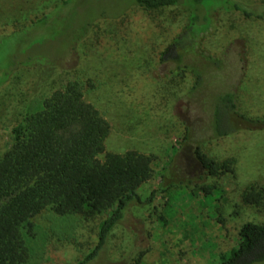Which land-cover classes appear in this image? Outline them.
<instances>
[{"label":"rangeland","instance_id":"obj_1","mask_svg":"<svg viewBox=\"0 0 264 264\" xmlns=\"http://www.w3.org/2000/svg\"><path fill=\"white\" fill-rule=\"evenodd\" d=\"M62 1L0 0V160L13 142V127L77 81L84 99L110 125L105 152L136 151L153 158V176L138 192L143 203L129 205L88 264H220V254L238 245L244 223L264 224V213L242 201L250 185L264 184V0H201L196 8L188 0L151 14L140 12L134 0L73 1L63 11L70 28L100 18L97 32L103 38L82 52L72 47L77 37L69 27L22 28ZM127 10L142 19L130 18L125 23L130 40L121 35L126 42L118 43L115 23L100 15L120 17ZM193 13L200 33L175 50L179 61H163L171 41L167 31L176 26L185 32ZM28 59L39 64L19 67ZM226 92L234 93L241 115L260 123L238 118L240 131L216 139L211 109ZM198 143L215 160L236 161L235 175L205 180L225 191L214 204L203 194L189 196L202 182L192 153ZM108 216L44 211L32 220L34 231L24 232L30 250L26 264L83 261L97 247Z\"/></svg>","mask_w":264,"mask_h":264},{"label":"trees","instance_id":"obj_2","mask_svg":"<svg viewBox=\"0 0 264 264\" xmlns=\"http://www.w3.org/2000/svg\"><path fill=\"white\" fill-rule=\"evenodd\" d=\"M73 1L77 0L58 3L53 11L22 28L45 29L57 25L58 28L65 27L67 31L69 27V34L77 37L72 47L82 52L93 46L96 38H103L97 32L96 21L100 18H93L77 29L70 28L67 21L69 13L64 12ZM187 1L134 0L136 8L148 14L174 8ZM200 2L189 0L194 8L201 6ZM104 16L115 23V41L118 43L126 42V38L130 40L125 23L134 17L142 19L132 10L125 11L120 17L102 12L100 17ZM198 20L199 16L193 13L185 32L176 26L167 31L171 41L162 53L163 61L180 60V54L174 55L175 50L179 53V49L186 48L200 33L195 29ZM104 37L113 39L114 36ZM28 61L22 62L19 67L39 64ZM46 63L43 59L40 62ZM197 76L194 89L199 86L200 75ZM237 110L233 92L221 94L212 105L211 130L216 139L240 131L238 118L252 125L260 123ZM109 134L108 121L84 99L82 86L77 81L69 82L63 89L54 92L45 100L41 111L26 114L13 127V142L0 160V264H26L29 261L30 250L24 232L32 233L35 226L32 220L46 210L60 217H93L109 212L108 218L100 225L97 247L83 261L76 263L88 264L107 243L111 230L123 220L129 205L143 203L138 192L153 176V158L136 151L106 153L105 141ZM192 153L202 182L193 186L189 196L197 199L203 194L206 203L214 204L224 196L225 191L218 184H208L205 180L235 175L236 161L211 158L203 151L201 143L194 146ZM102 155L103 159L100 158ZM156 193L157 190L148 202L154 199ZM242 201L264 213V184L250 185L242 193ZM219 259L220 264H264V224L253 221L244 223L239 230L238 245L220 254Z\"/></svg>","mask_w":264,"mask_h":264}]
</instances>
